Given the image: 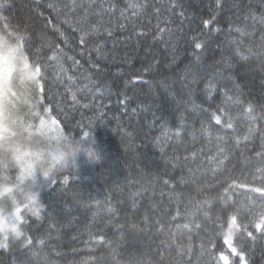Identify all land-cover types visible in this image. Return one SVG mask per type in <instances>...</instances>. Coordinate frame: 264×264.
<instances>
[{"label":"trees","instance_id":"trees-1","mask_svg":"<svg viewBox=\"0 0 264 264\" xmlns=\"http://www.w3.org/2000/svg\"><path fill=\"white\" fill-rule=\"evenodd\" d=\"M49 2L8 0L3 15L27 29L37 47L60 44L66 57L79 60L77 65L66 59L68 71L60 79L50 69L46 87L62 110L58 119L65 131L77 138L89 132L104 159L79 173L58 175L46 191V218H31L29 224V234L47 243L41 257L47 255L48 264H213L212 245L221 243L226 217L236 215L241 227L251 230L253 219L264 214V121L241 123L236 134L248 139L223 145L222 153L213 149L216 158L199 167L183 165L194 150L191 136L175 140L163 135L162 125L167 122L174 131L181 114L189 117L187 101L201 103L203 83L193 84L186 75L197 55L207 79L215 74L221 88L239 84L243 100L264 105V64L248 55L249 48L264 43V0H222L221 9L215 0H178L181 7L162 11L159 18L152 8L137 16L127 6L167 7L169 0H111L120 11L91 18L100 32L87 47L78 44L75 18L57 15ZM83 3L109 7L107 0ZM213 16L204 28L202 21ZM246 26L249 35L241 37L235 29ZM193 37L206 44L202 52L194 50ZM230 41L248 58L240 59ZM70 88L78 89L76 101ZM200 148L197 141L195 149ZM210 148L203 144L205 152ZM97 234L111 243L98 242ZM236 241L247 248L251 264H264V240H245L237 230ZM12 258L0 250V264H12Z\"/></svg>","mask_w":264,"mask_h":264},{"label":"snow or ice","instance_id":"snow-or-ice-1","mask_svg":"<svg viewBox=\"0 0 264 264\" xmlns=\"http://www.w3.org/2000/svg\"><path fill=\"white\" fill-rule=\"evenodd\" d=\"M109 7L105 8L102 4L97 3H83V0H51L48 3V8L57 13V15H64L65 17H74L75 28L74 31L78 33V44L81 47H87L90 42L95 39L96 33L100 32V27L92 21L94 16L102 15H114L116 11H120L111 4V0H107ZM215 6L217 9L223 7L222 0H215ZM9 7L8 0H0V31L12 33L16 40L19 41V47L15 45L8 46L5 51L6 42H0V52H3L10 60L11 72L8 80L9 88L13 91L6 94L5 99L15 102L19 105L18 116L21 117V125H27L31 123L35 126V123L39 121V126L43 128L47 121L41 119V117L47 116L57 120L60 123L58 117L62 115V110L58 105L54 104L55 98L50 95V86L48 76L50 69L57 72L56 79H60L59 74L67 73V69L64 67L66 59H73L66 57L65 50L60 44L50 45L47 48L43 46L37 47L34 36L30 35L27 29H22L19 26H14L9 21L8 17L3 15V12ZM127 7L135 9L134 15L146 14L149 8L154 9L153 14L158 18L163 12H175L177 7H181L178 0H169V6L161 4L159 7L156 4L140 3L130 4ZM99 8V12L96 9ZM121 15L124 12L121 11ZM181 16H184V12H180ZM215 16L211 19L203 20V27L209 28V25L215 20ZM51 22V21H50ZM67 22V20H66ZM262 23H264V14H262ZM159 33L165 32L164 28H160L157 25ZM241 37L249 35L247 26L244 28L237 27L235 29ZM111 35V33H109ZM231 44L237 45L235 53L239 55L240 59H247L241 51L237 41H230ZM194 50L203 51L206 48V44L203 41L193 37ZM27 52V56L24 52ZM249 56H256L261 59L264 64V43H262L257 50L252 48L248 49ZM21 59L22 67L18 69L16 61ZM74 64H79V60L73 59ZM225 67L230 68L231 65L225 61ZM33 68L35 69V75H33ZM205 69L202 66V59L200 55H197L191 64L186 69V75L191 77V83L198 84L203 83V89L201 94L197 97L201 100L200 104H196L194 99H189L188 104H191V112L189 117L195 116V120H189V117H185L183 114L180 116V124L175 127L173 131L169 128L167 122L162 125L163 135H171L175 140L186 139L188 136L192 138L191 147L194 149L190 155L183 158V165L188 166L196 164L197 167L210 163L216 157L213 156V149L217 153H222L223 145L229 143L239 144L241 139L247 140L248 137H240L236 134L237 128L241 123H250L257 125V122L264 121V105H257L252 101H245L241 98L242 93L240 91L239 84L233 83L231 88H221V81L216 78L214 74L211 79H207L202 73ZM20 76L19 85L14 84V77ZM69 82L74 81V77L69 75L67 77ZM39 83V97L37 98L32 89L29 87L33 82ZM73 101L77 99V90L69 89ZM13 92L15 94H13ZM231 93V94H230ZM217 97H220L217 102ZM207 105V107H205ZM187 111V107L185 108ZM135 111V110H134ZM10 119L15 122L16 116L9 114ZM188 121V122H186ZM198 123V127H197ZM249 127V131H251ZM86 139V143L95 145L98 149L93 155L99 158L101 161L104 159L102 149L97 145L96 139L93 138L89 132H83L82 136ZM199 141L201 148L196 150L195 144ZM212 145V148L208 152L203 150L204 143ZM90 154L91 149H86ZM163 152V148H161ZM204 157L201 160V157ZM180 158H177V164H180ZM175 166V165H174ZM192 168L189 166V174H191ZM68 177L63 178V183L67 182ZM49 183L55 184V181L50 180ZM100 202L97 201V204ZM106 211L109 214L115 213L116 209L108 207ZM96 214L94 213V216ZM180 216L177 211V217ZM46 217L43 216L41 220ZM50 218V217H48ZM176 219V217H173ZM226 226L221 232V243L219 245L213 244V264H251L247 255V248L238 244L236 241V231L240 230L245 240L256 242L258 239L264 240V214L259 215L258 218H254L252 221L251 230L248 225L241 227L239 219L236 215H230L225 219ZM28 230L19 240L14 242L11 240L6 241L3 236H0V250L4 252L13 253L12 264H20L21 258H23L24 264H48V256L41 257V251L47 247V243L43 236L30 235V225H26ZM184 228H188V224L183 225ZM196 227H199L197 225ZM19 235V233H18ZM97 241L100 243H111L105 239L104 235L97 234ZM56 255H60L56 253ZM88 264V262H85Z\"/></svg>","mask_w":264,"mask_h":264},{"label":"clouds","instance_id":"clouds-1","mask_svg":"<svg viewBox=\"0 0 264 264\" xmlns=\"http://www.w3.org/2000/svg\"><path fill=\"white\" fill-rule=\"evenodd\" d=\"M0 42H6L5 51L8 46H20L10 32L0 31ZM24 55L27 56L26 51ZM16 64L21 68V59ZM10 72V60L0 52V236L15 241L25 234L31 218L42 219L48 207L45 193L53 185L50 180L55 181L65 172L79 173L84 166L102 161L93 155L98 151L95 145L65 131L53 118L41 117L47 121L43 128L39 121L35 126H22L17 115L19 105L5 99L13 91L8 86ZM20 79L15 76L14 84L18 86ZM29 87L38 98L39 83L34 81ZM9 114L16 116L15 122ZM86 149H91L92 154Z\"/></svg>","mask_w":264,"mask_h":264}]
</instances>
